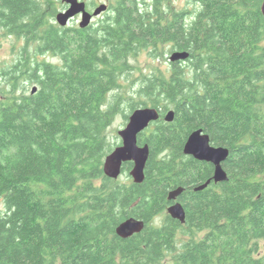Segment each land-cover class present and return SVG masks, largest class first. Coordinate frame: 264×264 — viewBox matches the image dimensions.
Segmentation results:
<instances>
[{"label": "trees", "instance_id": "16d2710c", "mask_svg": "<svg viewBox=\"0 0 264 264\" xmlns=\"http://www.w3.org/2000/svg\"><path fill=\"white\" fill-rule=\"evenodd\" d=\"M188 1L116 0L79 29L56 24L61 0H0V37L20 44L11 74L0 73V264H160L167 254L168 264H264V0ZM143 50L189 56L138 79L148 104L129 114L143 104L161 119L141 140L149 156L135 184L132 163L123 180L103 163L107 129L131 102L119 77ZM197 129L229 150L228 180L199 191L214 167L183 154ZM179 187L183 224L165 213ZM128 218L145 227L122 239Z\"/></svg>", "mask_w": 264, "mask_h": 264}, {"label": "water", "instance_id": "95a60500", "mask_svg": "<svg viewBox=\"0 0 264 264\" xmlns=\"http://www.w3.org/2000/svg\"><path fill=\"white\" fill-rule=\"evenodd\" d=\"M67 6L66 10L59 12L55 17V22L60 27H67L71 21L77 16H80L78 23L79 29L87 28L92 20L100 17L107 10L105 4L97 5L92 12L86 10V4L80 0H61ZM260 12L264 19V1L260 6ZM189 54L187 52H173L169 57V62L185 61ZM37 88H32V94ZM174 111L169 110L164 114L163 120L170 123L174 120ZM161 119V115L155 108H140L134 110L128 118L124 128L118 131L117 135L121 139V145L115 147L112 152L107 154L103 163V173L109 179L117 180L122 174V167L125 163H132V168L129 172L131 180L135 184H140L144 180V170L149 156L148 145L139 146L137 137L140 133L147 129L151 124L156 123ZM184 144L183 154L192 157L194 160L211 164L214 167L212 179L205 184L197 187L196 191L206 188L211 180L213 183H223L228 180L226 172L222 168V162L226 161L229 156V150L225 147L212 146L210 138L203 132L202 129L193 131ZM183 188L179 187L168 195V201L174 204L169 206L167 214L171 219L183 224L185 222V213L176 198L181 195ZM145 227V223L136 218H128L120 223L115 233L122 239L130 238L131 236L140 233Z\"/></svg>", "mask_w": 264, "mask_h": 264}, {"label": "rangeland", "instance_id": "374dc122", "mask_svg": "<svg viewBox=\"0 0 264 264\" xmlns=\"http://www.w3.org/2000/svg\"><path fill=\"white\" fill-rule=\"evenodd\" d=\"M85 1L87 4V9L89 11H93V9L99 5V4H110L116 0H82ZM150 0H147L149 2ZM174 7L178 10L184 9V8H191V4L188 0H171ZM58 9L59 11L55 14L57 15L59 12H62L65 10L66 6L63 3H58ZM102 17V15L100 16ZM99 17V18H100ZM99 18H95L92 22L94 24ZM80 21V18L76 20L75 22H71V27L78 26V23ZM19 43L14 40V38H8V37H0V73L4 71H9L8 74H11V70H9L15 63L17 59V53H18V47ZM171 55L170 51H164V53L159 57H154V55L150 54L148 50H143L142 52L139 51L131 57L130 65L131 72L130 74H124L119 77V92L122 93V96L125 97V99H130L131 102L123 103L121 105L120 111L121 113H118L116 116H114V120H112L111 125L107 129V135L109 138V142L114 144V148L121 145V139L117 135L118 131L125 127L127 121L122 116L123 114L127 115L130 112L131 105L135 103H146L148 104V99L144 96V94L138 93V90L140 89V82H138L139 78L142 77V75H148L150 74V71H152L154 68L158 67L161 70H164L169 65V57ZM41 59V58H40ZM9 77V76H8ZM9 85H7L6 80L0 79V89L8 88ZM33 85H30L29 88H31ZM113 94H110V99L113 97ZM4 96L0 95V105L3 101ZM132 103V104H131ZM130 115V114H129ZM129 175V173H128ZM126 174H121L119 178L122 180L126 178ZM130 177V176H129ZM131 178V177H130ZM5 211V206L3 204V201L0 199V215L3 214ZM159 218V217H158ZM160 219L155 220L156 223L159 222ZM260 248L261 253H264V242H260ZM172 262V258L167 254V257L163 262L160 264H168Z\"/></svg>", "mask_w": 264, "mask_h": 264}, {"label": "flooded vegetation", "instance_id": "af4514ba", "mask_svg": "<svg viewBox=\"0 0 264 264\" xmlns=\"http://www.w3.org/2000/svg\"><path fill=\"white\" fill-rule=\"evenodd\" d=\"M80 1H82V0H80ZM85 2V1H84ZM85 4H86V2H85ZM106 5V4H105ZM66 6V5H65ZM107 6V9H108V7H109V4L108 5H106ZM66 8H67V6H66ZM66 8H65V10H66ZM86 10L88 11V12H92V11H89V9H87V4H86ZM64 11V10H63ZM107 11V10H106ZM80 18V16L79 15H77L71 22H75L76 20H78ZM94 20V19H93ZM93 20H92V22H93ZM141 106L140 107H138V108H136V109H140V108H150V106L148 105V107H146V106H143V104H140ZM135 109V110H136ZM151 126H153V124H151V125H149L148 127H147V129L146 130H144L142 133H140L139 135H138V137H137V144L139 145V146H145V145H147L145 142H142L141 140L143 139V136L145 135V134H148L149 132H150V127ZM174 203L173 202H170L169 203V206H171V205H173ZM168 206V207H169ZM168 207L166 208V210H165V213L167 214V209H168ZM168 215V214H167Z\"/></svg>", "mask_w": 264, "mask_h": 264}]
</instances>
